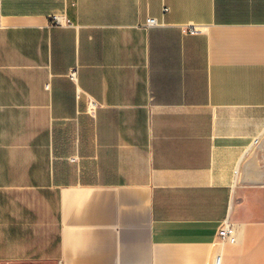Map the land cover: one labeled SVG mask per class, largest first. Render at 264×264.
Returning a JSON list of instances; mask_svg holds the SVG:
<instances>
[{
  "label": "crops",
  "instance_id": "crops-1",
  "mask_svg": "<svg viewBox=\"0 0 264 264\" xmlns=\"http://www.w3.org/2000/svg\"><path fill=\"white\" fill-rule=\"evenodd\" d=\"M217 251L264 264V0H1L0 264Z\"/></svg>",
  "mask_w": 264,
  "mask_h": 264
},
{
  "label": "built area",
  "instance_id": "built-area-1",
  "mask_svg": "<svg viewBox=\"0 0 264 264\" xmlns=\"http://www.w3.org/2000/svg\"><path fill=\"white\" fill-rule=\"evenodd\" d=\"M1 2V0H0ZM164 11L167 10L166 7L163 8ZM50 24L51 25H71V21L67 18L64 14H53L50 17ZM157 21L154 17H150L146 21V25H156ZM187 32L189 33H196L199 29L194 26L190 25L186 27ZM237 240L236 228L234 223L229 221L228 218H225L221 221L218 232H217V239L214 242L215 244H223V243H235ZM209 264H222L221 252L217 251Z\"/></svg>",
  "mask_w": 264,
  "mask_h": 264
}]
</instances>
